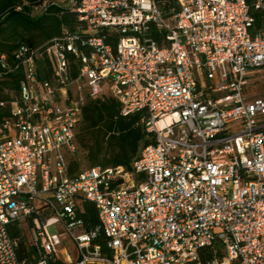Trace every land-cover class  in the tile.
Masks as SVG:
<instances>
[{"label": "built area", "instance_id": "2783aa9c", "mask_svg": "<svg viewBox=\"0 0 264 264\" xmlns=\"http://www.w3.org/2000/svg\"><path fill=\"white\" fill-rule=\"evenodd\" d=\"M83 26L0 51V264H264V0H69ZM68 56L78 64L68 79ZM47 62L48 70L39 69ZM105 86L107 87L105 90ZM143 112L152 141L123 166L69 171L86 96ZM1 94H8L2 99ZM97 223L86 228L80 204ZM29 225L33 261L7 226Z\"/></svg>", "mask_w": 264, "mask_h": 264}, {"label": "trees", "instance_id": "16d2710c", "mask_svg": "<svg viewBox=\"0 0 264 264\" xmlns=\"http://www.w3.org/2000/svg\"><path fill=\"white\" fill-rule=\"evenodd\" d=\"M68 1L0 0V51L10 55L21 44L35 47L58 37L63 30L74 32L83 26ZM155 1L163 3L161 7L164 12L176 3V0ZM254 1L248 0V3L252 4ZM36 11H39V14H34ZM263 13L253 11L254 32L264 33ZM38 68L47 72V62L39 63ZM77 73V62L68 56V79L74 80ZM19 81V74L8 75L0 81V90L5 89L16 94ZM1 97L9 98L8 94H1ZM143 116V112L122 115L117 100L105 93L97 97L86 96L81 109V119L75 129L74 143L76 140V143L87 151L86 159L90 166H123L129 170L140 149L152 141L151 134L145 131ZM68 160L70 172L81 168L76 153L69 156ZM80 209L79 215L85 227H94L97 217L93 204L82 202ZM23 229H29L25 221L7 226L9 236L17 239V257L26 261L36 260V247L23 237ZM49 264H61V261H49Z\"/></svg>", "mask_w": 264, "mask_h": 264}, {"label": "rangeland", "instance_id": "374dc122", "mask_svg": "<svg viewBox=\"0 0 264 264\" xmlns=\"http://www.w3.org/2000/svg\"><path fill=\"white\" fill-rule=\"evenodd\" d=\"M34 14H39V11L34 12ZM262 30L264 31V13H263ZM249 85L252 86V90H253L254 95H262L264 93V75L261 73L256 74L253 78L250 79ZM106 88L107 87L105 86V90H106ZM75 146H76V156L80 160V166L81 167H90V163L86 159L87 151L85 149H83L82 147H80L76 143V140H75ZM105 158H107V155ZM22 225L23 224H21V226ZM46 231L48 232L49 235H52V234H58L59 235V234L63 233V235H61L59 237L60 243L57 246V249H58L59 255H60L59 258L61 261H64L65 260L64 252H66L70 255V260H72L74 257V243L72 242V240L70 239L68 234H66L63 229L59 228L56 225L48 226L46 228ZM29 236H30L29 231L27 229H23V237L26 240H28Z\"/></svg>", "mask_w": 264, "mask_h": 264}]
</instances>
